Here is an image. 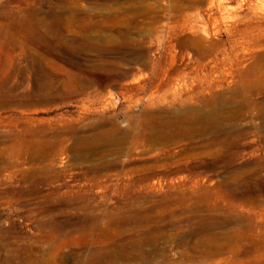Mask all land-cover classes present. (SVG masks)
I'll list each match as a JSON object with an SVG mask.
<instances>
[{
    "label": "rangeland",
    "instance_id": "374dc122",
    "mask_svg": "<svg viewBox=\"0 0 264 264\" xmlns=\"http://www.w3.org/2000/svg\"><path fill=\"white\" fill-rule=\"evenodd\" d=\"M210 6L0 0V264H264V36Z\"/></svg>",
    "mask_w": 264,
    "mask_h": 264
},
{
    "label": "bare ground",
    "instance_id": "6f19581e",
    "mask_svg": "<svg viewBox=\"0 0 264 264\" xmlns=\"http://www.w3.org/2000/svg\"><path fill=\"white\" fill-rule=\"evenodd\" d=\"M209 3L211 6L217 5L215 7L217 10H219L221 13L228 12V8H230L232 5L237 6V21H234L236 23L230 24L229 22L226 23L224 32L229 36L232 48L235 49L238 47V45H244L249 46L250 44L254 43V41L260 40L262 36H264V22L263 23H256L255 18H259L260 16L264 15V0H209ZM210 6V7H211ZM210 9V8H209ZM212 9V8H211ZM214 9V8H213ZM236 10V9H235ZM231 12V10H230ZM206 13V12H205ZM204 11L201 10L198 14V21L197 22V33L200 34L202 37L201 41H209L211 36H217L219 34V31H215V24L218 22L217 17H207L205 15ZM217 13V12H216ZM236 13V12H235ZM262 14V15H260ZM213 15V14H212ZM226 17V16H225ZM224 18V17H223ZM219 19V17H218ZM263 20V18H261ZM227 21V20H226ZM225 21V22H226ZM262 22V21H261ZM193 23V21H192ZM191 23V24H192ZM195 23V21H194ZM194 25V24H193ZM195 26V25H194ZM218 26V25H217ZM211 27H213L212 31L210 30ZM194 28V27H193ZM196 28V27H195ZM190 29V28H189ZM222 31V30H221ZM191 32V31H190ZM222 34V33H221ZM200 38V37H199ZM258 39V40H256ZM202 42V44H203ZM249 51V49L247 50ZM212 53V52H211ZM210 53V54H211ZM246 54V53H245ZM200 55V54H199ZM200 60V58H199ZM173 62H175V58L172 59ZM133 65V64H132ZM161 65V64H160ZM221 64L220 61L216 58L215 59V66L211 69V71L218 70L220 68ZM227 67V66H226ZM155 68V67H154ZM198 68L197 70H200V72H206V69L208 68V63H205L203 61H198ZM225 69V68H224ZM172 70V69H171ZM185 70V69H184ZM188 70V69H187ZM195 71V69L193 70ZM230 72V71H229ZM188 73V72H187ZM128 74V73H127ZM179 74V73H178ZM167 75V74H166ZM180 76V75H179ZM178 76V77H179ZM219 76V75H218ZM163 77V76H162ZM182 77V76H181ZM186 77V76H185ZM217 77V76H216ZM206 77L200 78V81L204 83V79ZM159 81L161 79H158ZM176 81V80H175ZM188 82V81H187ZM220 82V81H219ZM218 84V83H217ZM168 85V86H167ZM184 85V84H183ZM170 87L174 88V102L177 100L182 101V103H192L197 104L199 101V94L200 90L198 88L189 89L188 96L186 98L183 97L182 91L183 88L176 84L174 87L172 83L166 82H153L151 85V94L152 96H155L157 92H160L161 89H164V87ZM213 86V85H211ZM184 87V86H183ZM193 87V84H192ZM196 87V85H195ZM206 88V87H205ZM208 88V87H207ZM216 90V89H215ZM205 93V92H204ZM209 93V92H208ZM186 95V94H185ZM239 97V96H238ZM203 100V99H202ZM173 103V102H172ZM178 103V102H177ZM175 103V104H177ZM183 106V105H182ZM193 106V105H192ZM223 106V105H222ZM186 108V107H185ZM189 108V107H188ZM180 110V109H179ZM184 110V109H183ZM191 110V109H190ZM180 112V111H179ZM205 112V111H204ZM178 113V112H177ZM182 115V114H180ZM188 115V114H187ZM193 115V114H192ZM185 117V116H184ZM191 122L194 119H190ZM184 121V120H183ZM192 124V123H191ZM161 177V176H160ZM164 177V176H163ZM146 178V177H145ZM160 179V178H159ZM144 181V180H143ZM161 182V181H160ZM161 184V183H160ZM156 188V187H155Z\"/></svg>",
    "mask_w": 264,
    "mask_h": 264
}]
</instances>
